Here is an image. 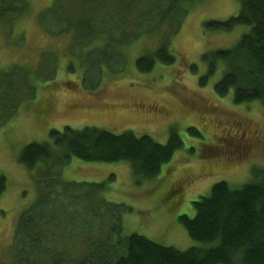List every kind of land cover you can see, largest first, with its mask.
I'll return each mask as SVG.
<instances>
[{
	"label": "rangeland",
	"instance_id": "obj_1",
	"mask_svg": "<svg viewBox=\"0 0 264 264\" xmlns=\"http://www.w3.org/2000/svg\"><path fill=\"white\" fill-rule=\"evenodd\" d=\"M27 1L28 11L17 19L13 14V25L0 23V69L13 65L22 96H27L0 126V174L6 178L0 195V264L9 263L19 218L35 203L47 170L44 162L27 168L19 153L30 142L51 143L50 129L61 131L64 126H93L112 133L130 130L160 143L167 142L174 128L181 147L151 179L138 178L124 161L75 157L50 171L66 182L104 183L101 196L121 211L123 236L137 233L179 250L211 245L191 239L178 217H192V202L208 195L214 183L241 186L250 180L254 166H264V106L258 101L235 104L232 90L218 96L214 83L220 72L206 74L202 58L204 53L231 48L248 30L241 24L229 30L206 26L210 20L237 15L239 1L194 2L181 26L176 17L168 30L162 26L153 35H141L122 53L112 52L102 41L89 43L88 38L99 32L95 22L87 37L71 40V35H58L71 21L74 5L68 0L42 12L40 21L39 12L53 0ZM111 33L118 38L115 29ZM163 42L174 61L156 58L150 70L138 71V57L152 54ZM19 67L30 70L31 83L24 81ZM28 84L34 88L32 97ZM170 185L175 191L167 195ZM90 188L85 185V191ZM80 192L81 186L68 196ZM113 213L117 211H108ZM93 218L79 213L72 223L91 229L92 239H105L108 229Z\"/></svg>",
	"mask_w": 264,
	"mask_h": 264
},
{
	"label": "trees",
	"instance_id": "obj_2",
	"mask_svg": "<svg viewBox=\"0 0 264 264\" xmlns=\"http://www.w3.org/2000/svg\"><path fill=\"white\" fill-rule=\"evenodd\" d=\"M68 1L74 5L71 21L68 29L58 35H71V40L75 36L87 37V33H92L91 23L95 22L99 32L88 38L89 43L102 41L104 46L112 47V52L122 53L126 44L141 35H153L162 26L168 30L176 17L181 26L189 7L202 0ZM238 1L237 15L210 20L206 26L229 30L241 24L247 25L248 30L231 48L204 53L202 58L206 61V74L220 72L214 83L218 96L232 90L235 104L258 101L264 106V0ZM58 2L53 0L42 9L39 21L42 12ZM28 8L27 0H0V23L13 25L12 21ZM113 29L119 32L118 38L111 33ZM159 46L152 54L138 57L135 61L138 71L150 70L156 58L165 63L174 61L168 43ZM19 69L24 81L28 79L31 83L30 70ZM20 82L13 65L0 69V126L27 99L22 96ZM28 86L32 97L33 85ZM169 132L167 142L160 143L148 134L136 135L130 130L112 133L93 126L81 129L64 126L61 131L50 129L51 143H27L19 153L20 162L29 169L44 162L47 170L39 181L35 203L19 218L8 264H264V166H254L250 180L241 186L226 181L214 183L208 195L192 202V217H178L191 239L211 244L186 250L156 243L137 233L123 236L121 211L101 196L104 183L66 182L50 171L53 165L64 166L75 157L82 161H124L138 178L151 179L181 147L177 131L171 128ZM85 185L93 188L85 191ZM79 186V194L68 196L69 191ZM5 188L6 178L0 174V195ZM112 209L117 213L108 214ZM79 213L104 222L108 229L105 239H92L91 229L75 227L73 218ZM80 222L83 224V220Z\"/></svg>",
	"mask_w": 264,
	"mask_h": 264
},
{
	"label": "flooded vegetation",
	"instance_id": "obj_3",
	"mask_svg": "<svg viewBox=\"0 0 264 264\" xmlns=\"http://www.w3.org/2000/svg\"><path fill=\"white\" fill-rule=\"evenodd\" d=\"M174 191H175V188L173 187V185H170L169 188H168L167 195H170Z\"/></svg>",
	"mask_w": 264,
	"mask_h": 264
},
{
	"label": "bare ground",
	"instance_id": "obj_4",
	"mask_svg": "<svg viewBox=\"0 0 264 264\" xmlns=\"http://www.w3.org/2000/svg\"><path fill=\"white\" fill-rule=\"evenodd\" d=\"M125 13V12H124ZM104 68V67H103Z\"/></svg>",
	"mask_w": 264,
	"mask_h": 264
}]
</instances>
